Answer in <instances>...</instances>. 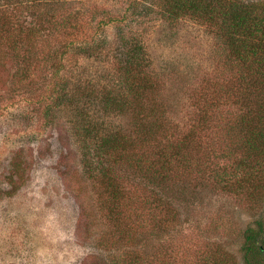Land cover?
<instances>
[{
  "label": "rangeland",
  "instance_id": "374dc122",
  "mask_svg": "<svg viewBox=\"0 0 264 264\" xmlns=\"http://www.w3.org/2000/svg\"><path fill=\"white\" fill-rule=\"evenodd\" d=\"M58 2L32 10V34L0 38V264H244L245 232L264 221V143L255 169L238 61L147 0ZM72 2L104 23L76 38L47 20ZM88 34L99 42L83 50ZM67 42L80 51L63 55ZM184 140L188 170L171 156ZM162 154L169 182L148 171ZM242 161L254 174H236Z\"/></svg>",
  "mask_w": 264,
  "mask_h": 264
},
{
  "label": "trees",
  "instance_id": "16d2710c",
  "mask_svg": "<svg viewBox=\"0 0 264 264\" xmlns=\"http://www.w3.org/2000/svg\"><path fill=\"white\" fill-rule=\"evenodd\" d=\"M0 1L2 2L0 3V38L5 36L9 37L11 34L17 35V38H19L20 34H32L29 28L34 26L27 21L28 17L35 18L36 13L32 12V10L36 9L37 6L59 3L58 0ZM147 2H149V6L154 5L155 8L161 10V15L168 20L177 21L180 18L188 17L198 24L207 26L214 33L219 47L224 49L234 60L238 61L242 68L240 69V75L235 81V88L232 91V95L234 97L235 95H239L241 98L240 105L242 106L244 104V109L248 106V95L250 100L252 98L254 99L255 106L257 105L252 111H245L242 115L240 123H238V132L240 134L238 140L242 144L245 152L248 151L255 154L254 156H256L257 162L254 163V167L255 169L258 168L261 161L259 160L262 153L261 146L264 143V116L262 115L260 120H258L257 115L264 112L259 111L258 105V99L262 101L264 97V4H255L254 2L245 0H147ZM75 4L76 2H72L63 14L53 12L47 20H54L55 24L53 25H57L63 31H69L72 28L73 31L69 33H73L76 38L79 33L84 32L87 34L86 27L89 24H91V27L93 25L97 27L100 23H104L103 21H97L98 18L96 16L89 17L87 12L83 11L82 13V9H79L77 4L75 7ZM28 11H31V15H24ZM37 15L39 18L44 17L39 14ZM58 32L59 30H57ZM88 37L92 43L90 46L88 42L87 44L85 43L82 47L83 50L97 48L99 41L93 40L90 34H88ZM68 46L71 49L74 46V50H78L76 43L67 42L66 52L63 55L71 51L68 49ZM246 63L248 76H250L249 82L246 81V74H244ZM253 115L257 116L253 117ZM246 119H250L251 123L246 124ZM107 142L108 138H103V144H107ZM189 142L188 140H184L181 150L179 149L175 153H171L172 157L178 156L180 158V167L187 168V170L190 168L187 165H191V163L183 147L191 145L192 140ZM97 154L99 158L105 156L107 154L106 147L101 145L97 148ZM252 158H249L248 154L244 157V159L249 161ZM244 162L242 161L238 164V172L236 174L250 172L249 175L251 176L252 173L254 174L251 171L252 166L250 163L246 165V162ZM172 165H174V162L166 160L162 154L158 163L153 164L148 171L153 174L154 178L169 182L170 179L166 176V172H168ZM225 173L216 172L215 174L214 172L208 179L223 183L228 179ZM263 234L264 221L258 222L256 228L248 229L245 232V241L242 245V260L244 264H264V241H260Z\"/></svg>",
  "mask_w": 264,
  "mask_h": 264
}]
</instances>
